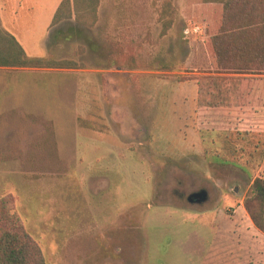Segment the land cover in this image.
<instances>
[{
    "label": "rangeland",
    "instance_id": "1",
    "mask_svg": "<svg viewBox=\"0 0 264 264\" xmlns=\"http://www.w3.org/2000/svg\"><path fill=\"white\" fill-rule=\"evenodd\" d=\"M166 1L101 0L93 28L78 24L82 35L37 57L76 65L84 84L80 73L67 84L84 97L17 95L25 115L7 103L0 69V199L46 264H255L256 238L241 228L264 181V75L214 74L207 40L221 7L169 0L163 20ZM71 25H60L66 36ZM225 79L239 94L211 95L209 82ZM203 192L207 202H188Z\"/></svg>",
    "mask_w": 264,
    "mask_h": 264
},
{
    "label": "trees",
    "instance_id": "2",
    "mask_svg": "<svg viewBox=\"0 0 264 264\" xmlns=\"http://www.w3.org/2000/svg\"><path fill=\"white\" fill-rule=\"evenodd\" d=\"M207 5L221 7L219 18L210 25L207 49L212 55L214 74L222 76L264 75V0H203ZM101 0H63L54 16L52 26L76 18L77 24L93 28L98 22ZM171 1H166L161 19L169 15ZM173 20H165L163 34L173 26ZM75 29V28H74ZM72 28L71 30L74 31ZM76 32V29L75 31ZM82 35V31H77ZM64 36L56 30L50 43ZM0 68L12 69H77L73 63L55 62L30 57L15 36L5 31L0 23ZM212 72H207V74ZM236 80L209 82L210 89L230 97V88L240 87ZM228 92V93H227ZM252 94V93H251ZM9 198L0 199V264H46L37 245L25 230L22 221L13 212ZM247 213L255 228L264 235V181L253 183V196L245 204Z\"/></svg>",
    "mask_w": 264,
    "mask_h": 264
},
{
    "label": "crops",
    "instance_id": "3",
    "mask_svg": "<svg viewBox=\"0 0 264 264\" xmlns=\"http://www.w3.org/2000/svg\"><path fill=\"white\" fill-rule=\"evenodd\" d=\"M63 0H0V23L1 27L15 36L17 40L21 43L26 53L30 57H41L47 54L48 46L57 44L63 41H68L71 37L78 35L77 31H81L77 24L76 18L74 17L72 20H68L63 23H71L70 27V35L66 36L65 31L62 27L57 26L56 30H62L64 36L58 40L57 42L50 43L49 31L55 27L52 26V22L56 11L58 10L60 4ZM27 5L29 11L25 21L23 19L25 16H22L24 11V6ZM1 12L3 14V18H1ZM4 23L6 28H4ZM75 29L72 31L71 29ZM80 36V35H78ZM4 70V72H9L6 74H10L11 76L8 80L10 85L13 86L14 90L5 93V96H8L10 99L7 103L11 102L16 105L18 111L22 113H26L25 115L31 114L32 110L27 109L20 103H16L13 101V98L19 95L20 98L23 99L24 104L28 102L32 103H47V104H64L69 102V96L84 97L83 95L75 94L73 91V87H80L84 84L85 75L82 73L83 71L79 69L65 70V69H12V68H0ZM80 73L79 77H77L76 83L73 85L67 84V77L73 76V74ZM47 79L46 81H42ZM75 82V81H74ZM11 86V87H12ZM72 86V87H70ZM16 89H20V91L16 94ZM37 90L39 92H37ZM74 102H78L79 100H73ZM83 102V100H81ZM254 113V111H252ZM238 213L237 211L235 212ZM236 220L232 221L233 224L242 223V219L239 216L235 217ZM245 221L244 223H246ZM250 223L244 226L245 228H241V232H248L255 236L251 242L252 252L254 251V255L250 257L251 262L255 264L260 263V250L263 247L264 243L261 246L260 242L257 240L259 235V231L255 229V226ZM253 230L256 231V234L253 233ZM248 257V258H249ZM264 260V258L262 259Z\"/></svg>",
    "mask_w": 264,
    "mask_h": 264
},
{
    "label": "flooded vegetation",
    "instance_id": "4",
    "mask_svg": "<svg viewBox=\"0 0 264 264\" xmlns=\"http://www.w3.org/2000/svg\"><path fill=\"white\" fill-rule=\"evenodd\" d=\"M194 195H199L198 197L193 198L192 196ZM208 199V193L207 192H203L201 194L195 193L192 194L188 197V202L192 205L195 204H204L205 202H207Z\"/></svg>",
    "mask_w": 264,
    "mask_h": 264
},
{
    "label": "water",
    "instance_id": "5",
    "mask_svg": "<svg viewBox=\"0 0 264 264\" xmlns=\"http://www.w3.org/2000/svg\"><path fill=\"white\" fill-rule=\"evenodd\" d=\"M199 195H194V196H192L193 198H195V197H198Z\"/></svg>",
    "mask_w": 264,
    "mask_h": 264
}]
</instances>
